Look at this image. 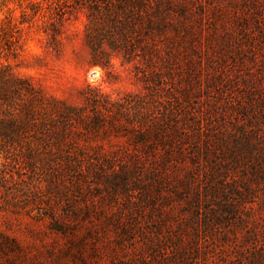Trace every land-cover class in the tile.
Masks as SVG:
<instances>
[{
	"label": "rangeland",
	"instance_id": "374dc122",
	"mask_svg": "<svg viewBox=\"0 0 264 264\" xmlns=\"http://www.w3.org/2000/svg\"><path fill=\"white\" fill-rule=\"evenodd\" d=\"M184 2L190 33L152 67L101 68L83 0H0V66L105 115L71 136L83 179L35 198L11 195L27 168L0 178V264H264V0Z\"/></svg>",
	"mask_w": 264,
	"mask_h": 264
},
{
	"label": "trees",
	"instance_id": "16d2710c",
	"mask_svg": "<svg viewBox=\"0 0 264 264\" xmlns=\"http://www.w3.org/2000/svg\"><path fill=\"white\" fill-rule=\"evenodd\" d=\"M184 1L83 0L90 66L108 68L112 53L140 52L152 67L153 56L167 48V30L179 39L190 33L192 20ZM154 79L160 82L158 76ZM157 93L151 102L153 110L161 112L159 103L163 98ZM129 100L132 99L123 98V103ZM95 109L94 120H89L84 107L49 95L40 86L0 66V178L4 179L14 165L32 172L30 177L19 176L22 186L11 192L13 197L23 193L36 198V194L46 192L49 197L56 194L57 182L63 175L83 179L88 174L90 156L77 153L71 136L76 128H82V132L104 129L105 115L98 106ZM140 123L138 128H142Z\"/></svg>",
	"mask_w": 264,
	"mask_h": 264
}]
</instances>
